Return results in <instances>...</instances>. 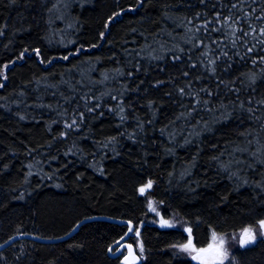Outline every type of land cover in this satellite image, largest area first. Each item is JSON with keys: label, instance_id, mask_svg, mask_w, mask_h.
Listing matches in <instances>:
<instances>
[{"label": "trees", "instance_id": "obj_1", "mask_svg": "<svg viewBox=\"0 0 264 264\" xmlns=\"http://www.w3.org/2000/svg\"><path fill=\"white\" fill-rule=\"evenodd\" d=\"M3 76L0 243L136 224L152 200L176 227L144 225L142 264H194L171 244L264 220V0H0ZM124 229L19 239L0 264H117ZM231 255L264 264V236Z\"/></svg>", "mask_w": 264, "mask_h": 264}, {"label": "rangeland", "instance_id": "obj_2", "mask_svg": "<svg viewBox=\"0 0 264 264\" xmlns=\"http://www.w3.org/2000/svg\"><path fill=\"white\" fill-rule=\"evenodd\" d=\"M181 44H182L181 45L182 48H190L189 47L190 44L185 42V41L181 42ZM4 78L5 77L3 76L2 77V82L0 83V86L3 85V83L5 82ZM25 178H29L28 175H25ZM149 181L150 180H148L145 183L140 184V185H138L136 187V195L137 196H140V195L141 196H147V194H149V191H151L152 187H153V182L152 181H151L152 182L151 188L146 189V191L143 194H141V192L139 191V189L141 187L145 186ZM150 202H151L152 208H155V211H152L151 208L149 207ZM147 209H148V211L151 214L149 219L147 218L145 220H141V221H139L136 224H134L131 220L122 219V220L129 221L134 226V229L129 233L128 238L125 241H123L122 243L129 244V245L133 246L134 252L142 259V263L144 262V260L147 257V254H148V251L146 249V246H145L143 238H142V229H143L144 225L154 226L156 228L158 227V229H160V230H170L171 228L176 227V223L174 221L169 220L168 218H164V217L161 216V213L156 209V207L153 204L152 200L148 201ZM162 221H167L168 223L167 224H163ZM123 226L125 227V229H124V231H123L121 236H123V234L128 229L127 224H123ZM249 227L253 229V231L255 233V236H256V239L253 242H251L249 244H246L243 247H248L249 245H253L257 241L258 237H260L262 235L264 236V229H261L259 224H258L257 228H253L251 226H247L245 228H249ZM243 229H241L239 232H237V234H231V235H228V236H223V235H220V233H219L220 230H218L217 228H214V227H210V229H208L207 232H206V239H207L208 243L205 246L199 247V249L208 250L207 254H205L203 256V258H201L200 255L196 254V251H197L198 248H196L193 245L192 239L190 237H188L187 240L186 239L183 240L182 238H180L179 240H176L175 243L171 244V246H177V249L185 251V254L190 259H192L194 264H236L235 259L231 255V251L235 247H237V244H240L239 243V236H240V233H241V231ZM187 231H188V234H189V230H187ZM213 233L216 234V237H217L216 240H213ZM121 236H119L117 239H115L112 243L116 242ZM55 237H58V236H55ZM43 238H45V237H43ZM47 238H54V237L51 236V237H47ZM221 238L224 240V244L222 246V250L226 251V253H227L226 258H224L222 260V262H221V260L215 258V255H216L215 249L214 248L213 249H209L210 245L219 246V241H220ZM189 240H191V248L185 250L182 246L188 244ZM117 247H118V245L113 247V248H111L110 250H108L109 249V246H108V248L106 250V253H107V255L110 258L117 259V264H119L120 258L123 255L126 254V249L122 248V249L119 250L117 255L111 256L114 253V251L117 249ZM196 257H199V258H196Z\"/></svg>", "mask_w": 264, "mask_h": 264}, {"label": "water", "instance_id": "obj_3", "mask_svg": "<svg viewBox=\"0 0 264 264\" xmlns=\"http://www.w3.org/2000/svg\"><path fill=\"white\" fill-rule=\"evenodd\" d=\"M92 220H103V221L115 223V224H118V225L127 224L128 229L126 230V232L116 242H114L109 247L108 250H110L111 248H113V247L118 245L117 249L111 255V256H115V255L118 254L120 249H122V248L126 249V254L123 255L120 258L119 264H142V259L134 252L133 246H131L129 244L122 243L123 241H125L128 238V235L131 232L130 228L132 230L134 229L133 224L130 223L129 221H126V220H122V219H119V218H112V217L104 216V215H95V216H89V217L82 218L79 221H77L69 229V231L67 233H65V234H63L61 236H58V237H54V238H43V237H38V236L33 235V234H28V233H17V234H14V235L10 236L9 238H7L4 242H2L0 244V251L3 250L6 246L12 244L14 241L19 240V239L31 240V241H36V242H40V243H54V242L62 241L64 239L70 237L71 235H73L77 231V229L79 228V226L81 224L89 222V221H92ZM200 250L201 249H198L196 251V254L200 255V257L203 258V256L205 254H207V251L201 252Z\"/></svg>", "mask_w": 264, "mask_h": 264}, {"label": "snow or ice", "instance_id": "obj_4", "mask_svg": "<svg viewBox=\"0 0 264 264\" xmlns=\"http://www.w3.org/2000/svg\"><path fill=\"white\" fill-rule=\"evenodd\" d=\"M151 186H152V182L149 181L145 186L141 187L139 189V191L141 192V194H143L146 191V189L151 188ZM149 207L151 208L152 211H155V208H152L151 202L149 204ZM162 223L163 224H167L168 222L167 221H162ZM259 225H260L261 229H264V220L259 221ZM130 231H132L131 228H130ZM216 239H217L216 234L213 233V240H216ZM255 239H256V236H255V233H254L253 229L250 228V227L249 228H244L241 231V233H240L239 243L243 247L246 244H249V243L253 242ZM223 244H224V240L221 238L220 241H219V246H213V245L209 246V249H213V248L215 249V253H216L215 258L221 260V262L227 256L226 251L222 250ZM182 247L185 250L191 248V240H189L188 244L183 245ZM200 251L204 252V251H208V250L201 249ZM196 258H199V257H196Z\"/></svg>", "mask_w": 264, "mask_h": 264}, {"label": "bare ground", "instance_id": "obj_5", "mask_svg": "<svg viewBox=\"0 0 264 264\" xmlns=\"http://www.w3.org/2000/svg\"><path fill=\"white\" fill-rule=\"evenodd\" d=\"M152 213V212H151ZM160 224V223H159ZM138 230V229H137ZM139 232V231H138ZM136 235V234H135Z\"/></svg>", "mask_w": 264, "mask_h": 264}]
</instances>
